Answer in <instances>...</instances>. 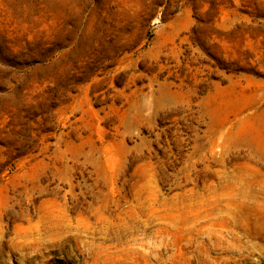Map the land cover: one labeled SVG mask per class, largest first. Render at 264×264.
Here are the masks:
<instances>
[{
	"label": "rangeland",
	"instance_id": "374dc122",
	"mask_svg": "<svg viewBox=\"0 0 264 264\" xmlns=\"http://www.w3.org/2000/svg\"><path fill=\"white\" fill-rule=\"evenodd\" d=\"M0 264H264V0H0Z\"/></svg>",
	"mask_w": 264,
	"mask_h": 264
}]
</instances>
